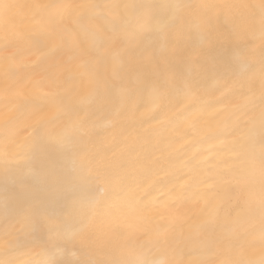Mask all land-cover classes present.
Wrapping results in <instances>:
<instances>
[{
	"label": "snow or ice",
	"instance_id": "6c2138e0",
	"mask_svg": "<svg viewBox=\"0 0 264 264\" xmlns=\"http://www.w3.org/2000/svg\"><path fill=\"white\" fill-rule=\"evenodd\" d=\"M0 264H264V0H0Z\"/></svg>",
	"mask_w": 264,
	"mask_h": 264
},
{
	"label": "bare ground",
	"instance_id": "6f19581e",
	"mask_svg": "<svg viewBox=\"0 0 264 264\" xmlns=\"http://www.w3.org/2000/svg\"><path fill=\"white\" fill-rule=\"evenodd\" d=\"M21 2H25V0H21Z\"/></svg>",
	"mask_w": 264,
	"mask_h": 264
}]
</instances>
